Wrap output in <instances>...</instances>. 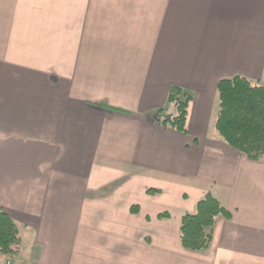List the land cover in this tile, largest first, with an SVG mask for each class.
<instances>
[{"label": "crops", "instance_id": "obj_1", "mask_svg": "<svg viewBox=\"0 0 264 264\" xmlns=\"http://www.w3.org/2000/svg\"><path fill=\"white\" fill-rule=\"evenodd\" d=\"M235 76L264 86V0H0V209L22 233L0 264H264V160L215 130ZM172 87L185 134L156 121ZM206 194L230 216L188 251Z\"/></svg>", "mask_w": 264, "mask_h": 264}, {"label": "trees", "instance_id": "obj_2", "mask_svg": "<svg viewBox=\"0 0 264 264\" xmlns=\"http://www.w3.org/2000/svg\"><path fill=\"white\" fill-rule=\"evenodd\" d=\"M218 111L215 130L220 139L231 149L251 161L264 160V86L242 77L222 79L217 87ZM190 94L178 87L170 88L167 104L172 113L159 111L157 123L179 133H186ZM154 190H149L153 192ZM133 213L137 210L133 208ZM230 214L210 194L196 205L193 214H185L180 222V244L188 251L209 248L217 218ZM166 214L159 219H166ZM21 229L0 209V256L14 258L20 254Z\"/></svg>", "mask_w": 264, "mask_h": 264}]
</instances>
